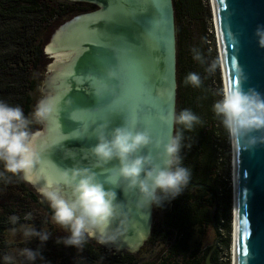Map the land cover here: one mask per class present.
Returning <instances> with one entry per match:
<instances>
[{"label": "water", "instance_id": "1", "mask_svg": "<svg viewBox=\"0 0 264 264\" xmlns=\"http://www.w3.org/2000/svg\"><path fill=\"white\" fill-rule=\"evenodd\" d=\"M66 1L89 3L96 8L60 24L43 46L44 54L53 60L47 67L44 97H54L62 103L59 113L54 111L43 122V129L34 132L45 143L37 153L47 173L37 182L24 181L37 193L54 173L53 162L60 167L90 164L84 157L85 150L96 143L92 130L106 120L109 128L122 125L127 109L112 113L110 109L118 110L126 100L147 105L138 113L144 122H138L135 130L147 127L154 137L175 135V125L162 119L173 109L176 111L173 0ZM210 4L224 87L238 82L245 90L251 87L264 94V48L257 46L253 35L258 25H264V0H210ZM110 70L119 76L113 81L116 93L100 99L90 81L94 73L103 77L102 82H97L98 91L101 84L106 86L113 80L107 76ZM240 72L246 80L237 79ZM143 81L149 82L147 90ZM68 100L72 103H66ZM71 113L78 121L71 119ZM79 120L85 121L84 126ZM89 120L95 123L88 124ZM231 147V264H264V144L237 149L231 141ZM116 192L118 200L128 208L123 235L108 244L90 239L109 251L137 252L150 236L154 205L144 209L143 214L134 206V194L125 196L120 188ZM205 264H212L211 253Z\"/></svg>", "mask_w": 264, "mask_h": 264}, {"label": "trees", "instance_id": "2", "mask_svg": "<svg viewBox=\"0 0 264 264\" xmlns=\"http://www.w3.org/2000/svg\"><path fill=\"white\" fill-rule=\"evenodd\" d=\"M173 6L177 35L176 112L189 109L200 123L191 130L175 125V134L182 133L181 164L189 169L190 179L180 195L161 206L154 205L151 233L144 244L151 247L153 256L145 261L139 254L141 250L109 252L92 239L79 249L61 246L51 237L43 243L31 239L27 248L39 247L45 264H205L211 247L201 252L200 242L195 243L193 238L203 234L213 221L218 229L225 228L228 236L223 246L229 245L232 192L226 181L212 172L218 161L214 97L202 82L203 54L198 61L185 51L184 41L188 37L180 26L183 15L201 14L204 6L202 0H173ZM95 8L93 4L66 0H0V101L20 106L25 116H29L38 85L37 73L46 61L43 46L48 34L70 17ZM189 73L199 75V87L184 83ZM5 176L7 182L0 177V264H13L10 259L5 260L10 255L6 230L20 222L34 224L41 230L51 217V210L47 202L29 190L24 180L10 173ZM13 217L17 218L15 222ZM46 248L47 251L43 250ZM211 262L217 264L213 252Z\"/></svg>", "mask_w": 264, "mask_h": 264}, {"label": "clouds", "instance_id": "3", "mask_svg": "<svg viewBox=\"0 0 264 264\" xmlns=\"http://www.w3.org/2000/svg\"><path fill=\"white\" fill-rule=\"evenodd\" d=\"M253 35L257 46L264 48V25H258ZM192 51L193 58L201 61L199 51ZM216 67L217 62H212L207 71ZM107 76L114 79L117 73L110 70ZM237 79L247 77L240 72ZM184 83L199 87L201 80L198 74L189 73ZM58 103L56 98L45 96L37 101L30 116H25L20 106L0 101V164L3 165L0 177L6 182V173L30 181L40 156L34 147L35 134L29 126L48 120ZM212 111L237 149L264 144V94L251 87L245 90L237 82L222 89ZM162 119L188 130L200 123L199 117L189 109L179 113L173 109ZM138 122L139 114L132 111L120 126L109 128L107 120L96 124L92 130L96 143L85 150L84 158L90 160L89 165L60 167L53 162L54 173L37 191L51 210V221L67 233L58 237L56 243L79 249L90 238L100 244L116 242L123 235L128 217V208L117 198V188L125 196L134 194V206L142 213L148 206H161L182 193L190 179L189 169L181 164L182 133L154 137L147 127L135 130ZM16 219L13 217L12 221ZM24 235L41 243L51 236L35 228L26 229ZM21 254L30 264L37 257L43 259L39 247L25 248Z\"/></svg>", "mask_w": 264, "mask_h": 264}, {"label": "rangeland", "instance_id": "4", "mask_svg": "<svg viewBox=\"0 0 264 264\" xmlns=\"http://www.w3.org/2000/svg\"><path fill=\"white\" fill-rule=\"evenodd\" d=\"M203 2V13L201 14H190L187 13L186 15L182 16L181 19V29L183 32L187 34L188 39H185L184 46L186 48L185 51L190 52L193 55V49L199 51V53L203 54V61L200 66L202 67V82H205L206 89L210 90L214 97V102L220 98V93L224 88V80L222 75V67L219 58L218 52V45H217V38H216V31L214 25V17L211 9L210 0H202ZM74 6V5H73ZM71 18V17H70ZM53 32V31H52ZM51 32V33H52ZM51 33L48 34V38L46 39L45 43H47ZM44 43V44H45ZM183 45V43H182ZM188 56V54H187ZM52 59H49L46 56V61L43 64V67L37 73V87L33 92V103L31 106L32 112L34 106L36 105L37 101L44 97V88H45V76L47 75V67ZM212 62H217V67L208 72L207 69ZM61 101L57 104L58 109L55 112L59 113L61 108ZM29 113V116H30ZM215 128L217 132V137L215 141L217 142L218 147V161L216 166L213 169V175L220 178L221 180H225L227 183V187L230 186L232 192V147H231V140L230 137L220 122V119L216 117ZM30 126L34 127L32 131L37 132L43 129V123L37 124L33 123ZM27 184V183H26ZM29 190H32L37 196L40 195L29 185L27 184ZM48 222L41 227V231H46L51 234V238H54L53 241L56 242L58 237H62L67 235L64 229L60 226L54 224L51 221V217H48ZM232 196H231V214H230V231H229V245L227 248H224L223 242L226 240L227 232L225 228L218 229L213 221L210 224L206 231L202 233H198L194 236L193 240L195 243L200 242L201 244V252L205 248L210 249V253H215L217 264H226L227 260L229 264L232 262V250H231V243H232ZM29 228H35L38 230L34 224H26L24 222L18 223L13 228L7 229L5 232V241L9 246V259L12 261L13 264H30L29 261L21 254L23 249L27 248V243L34 241V238H29L24 235V231ZM39 231V230H38ZM37 239V238H35ZM58 244V243H57ZM61 244L63 246L64 244ZM151 247L143 246L141 252L139 253L141 257L144 258L145 261H149L150 258L153 256L151 255ZM47 251L46 249H43ZM50 250V249H49ZM109 251V250H108ZM51 254L53 253L50 250ZM110 252V251H109ZM155 252V251H154ZM200 252V253H201ZM44 259L37 257L31 264H45Z\"/></svg>", "mask_w": 264, "mask_h": 264}, {"label": "snow or ice", "instance_id": "5", "mask_svg": "<svg viewBox=\"0 0 264 264\" xmlns=\"http://www.w3.org/2000/svg\"><path fill=\"white\" fill-rule=\"evenodd\" d=\"M94 77H95L94 80H92L90 82H91V85H92V87L94 89V94H95L96 97H98L100 99H103L106 95H113V94L116 93L117 85L114 84L113 81H117L119 79L118 73H117L116 78H114L110 83H107L106 86L101 84V87L99 88L98 91L96 90L97 82H102L103 81V77L98 76L96 73H94ZM143 84H144V88L147 90L149 88V82L148 81H143ZM153 93H154V90H153ZM146 107H147V105H145L143 102H131L130 103V102H128L126 100V102L123 105H121L119 107V109L116 110V112L122 111V110H124L126 108L128 113L132 112V111H135L136 113H139L142 109H144ZM77 110L84 111V112L91 111V110H83V109H77ZM110 113H112V112H110ZM71 119L76 120L75 117L72 115V113H71ZM76 121H78V120H76ZM79 121L83 122V126H84L85 121L84 120H79ZM90 122L95 123L92 120L87 121L88 124ZM139 122H144L143 118L140 117V116H139ZM72 135H73V132L69 134V137H71Z\"/></svg>", "mask_w": 264, "mask_h": 264}, {"label": "bare ground", "instance_id": "6", "mask_svg": "<svg viewBox=\"0 0 264 264\" xmlns=\"http://www.w3.org/2000/svg\"><path fill=\"white\" fill-rule=\"evenodd\" d=\"M44 141L40 139V136H36L34 140V147L35 150L38 152V150L44 145ZM47 173V168L45 167V164L40 161L39 164L36 165L33 172L30 174L32 181L40 180V177L43 176V174Z\"/></svg>", "mask_w": 264, "mask_h": 264}]
</instances>
